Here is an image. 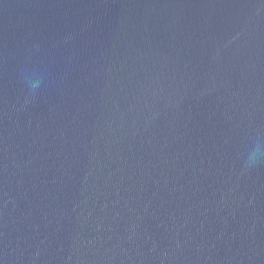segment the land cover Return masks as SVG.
I'll return each mask as SVG.
<instances>
[{
    "label": "water",
    "instance_id": "water-1",
    "mask_svg": "<svg viewBox=\"0 0 264 264\" xmlns=\"http://www.w3.org/2000/svg\"><path fill=\"white\" fill-rule=\"evenodd\" d=\"M0 264H264V0H0Z\"/></svg>",
    "mask_w": 264,
    "mask_h": 264
}]
</instances>
